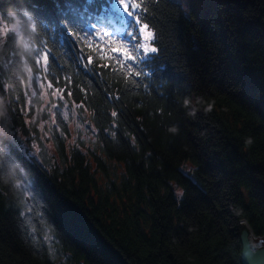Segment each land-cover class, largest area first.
I'll use <instances>...</instances> for the list:
<instances>
[{
    "label": "trees",
    "instance_id": "1",
    "mask_svg": "<svg viewBox=\"0 0 264 264\" xmlns=\"http://www.w3.org/2000/svg\"><path fill=\"white\" fill-rule=\"evenodd\" d=\"M111 1L0 0L36 24L25 47L0 40V264H242L243 230L264 243V0L219 3L222 21L143 0L157 52L138 76L112 51L136 24L110 26ZM36 73L87 112L120 174L59 111L45 134Z\"/></svg>",
    "mask_w": 264,
    "mask_h": 264
},
{
    "label": "rangeland",
    "instance_id": "2",
    "mask_svg": "<svg viewBox=\"0 0 264 264\" xmlns=\"http://www.w3.org/2000/svg\"><path fill=\"white\" fill-rule=\"evenodd\" d=\"M174 1H177L181 5L184 13L188 17L192 18V14L195 12L196 15H198L200 19L202 18L203 20H205L207 17V14L209 12H211L212 10H214L217 14V17L221 18V21H222L223 16L220 13V10L224 7V4L219 5V3H225V2L231 1V2L243 4L249 0H174ZM112 3H114V0L111 1L110 8H111ZM152 4H153L152 2L144 4L147 6L148 12H149V8H150V6H152ZM64 7H65V10H67L68 12L71 11V9L67 8L66 5ZM114 7L116 9V14H115V16L112 15V17L118 21V27H122V25H124L126 22H128L129 19H132L126 13H124L122 9H119L118 5H114ZM110 8H109V10H110ZM84 16H87V14L85 13ZM84 16L81 17L82 21L84 20ZM145 17H146V15H145ZM65 20H66V18H65ZM88 20H89V17H87V19L85 21H88ZM142 23H144V22H142ZM137 27H139V26H137ZM132 30H133V27L130 26V28L127 31H125L126 36H127V33L129 31H132ZM148 30L153 33V39L149 42L150 47H156L154 44V32L150 27ZM221 35L223 36V38H225V36H226V28L224 26H221ZM0 40L2 41V38H0ZM143 42H144L143 36L141 35L140 36V43H143ZM194 43L197 44L196 40L194 41ZM152 54H154V53L150 52L149 56ZM43 64H44V59H42V65ZM46 82L41 77V75L38 73H36L35 76L29 75L28 89L30 92V99L32 100L33 98H36V96H38V99L41 98L43 100L41 103L40 109H39L42 116L46 114L44 112L45 110L49 111V119L46 121H43L40 118L41 121L39 123V126L43 127V129L45 130V134L48 135L49 134V128L54 124L56 125L53 112L56 110L59 111L58 113L61 115L62 119L66 122L73 138H76V139L79 138L77 140L78 143L80 142V140H82L84 145L92 147L94 150L97 151V153L101 156V158L106 162L105 164L107 166V169L110 171L109 173H111V178H113L116 174H120V171H123L122 164L117 163L116 161H114L112 159H108V157L106 156L107 155L106 153L103 154L101 151H99V149H98L99 143H98L96 135H95L96 131H95L94 127L92 125H90V122L88 121L89 119L86 118L88 116L87 112L85 110H80L74 104V102L67 101L65 98H63L61 92H58L52 85H50L49 83H46ZM258 96L264 98V93L261 91ZM258 102L260 103V101H258ZM261 102H263V101H261ZM188 167H189V164H186V167H184V170L186 171V169H188ZM105 176H107L106 173H105ZM103 180L108 181L109 180L108 176L103 178ZM171 184H172L174 190H177V191L181 190L180 188H177L176 185H173L174 182H172ZM178 193H179V191H178ZM263 196H264V190H263ZM180 199H181V194H178L177 201ZM180 204H178V207L180 206ZM246 231L248 232V230H246ZM248 234H249V232H248ZM47 238H48V241L53 244L52 237L49 236ZM253 244L257 248L264 247V243L257 244L254 240H253ZM54 248L55 247L53 246L52 251H53L54 256H59L60 258H65L64 255H59L55 251ZM241 251H242V247H241Z\"/></svg>",
    "mask_w": 264,
    "mask_h": 264
},
{
    "label": "snow or ice",
    "instance_id": "3",
    "mask_svg": "<svg viewBox=\"0 0 264 264\" xmlns=\"http://www.w3.org/2000/svg\"><path fill=\"white\" fill-rule=\"evenodd\" d=\"M114 5H118L119 9H122L124 13H126L129 17H131L136 24V32L135 34L132 31L127 33V43L119 45L117 48H113L112 51L114 53H118L115 57L117 63H119L130 75L138 76L142 74V70L137 67L138 62L149 57V53H155L157 51L156 47H150L149 42L153 39V33L149 31V24L147 22L142 23V20H145L146 17L144 13L147 11V6L143 5V0H139V2H129V0H114L112 3L110 10L105 9V12L110 15L115 16L116 9ZM139 26V27H137ZM95 25H93V29L95 30ZM33 28L36 29V24L33 23ZM69 31L75 28L74 25H65ZM119 31V29H117ZM83 35V33H81ZM112 33L108 31H104L102 36L97 39V37L93 34V32H89L84 39L87 40L89 36L95 40L96 44L99 45L101 40L105 38H109ZM143 36V43H140V36ZM106 44H115V41L110 39L105 41ZM99 51V49H97ZM39 55V53H38ZM123 57V60L120 57ZM45 62L48 60V55L45 54L43 56ZM39 63V61H37ZM135 66V67H134ZM137 70L133 72V69ZM115 116L116 113H113Z\"/></svg>",
    "mask_w": 264,
    "mask_h": 264
},
{
    "label": "clouds",
    "instance_id": "4",
    "mask_svg": "<svg viewBox=\"0 0 264 264\" xmlns=\"http://www.w3.org/2000/svg\"><path fill=\"white\" fill-rule=\"evenodd\" d=\"M31 21L32 17L26 8L8 4L3 11H0V38H7L9 34H13L19 46H27L24 31L36 32Z\"/></svg>",
    "mask_w": 264,
    "mask_h": 264
},
{
    "label": "water",
    "instance_id": "5",
    "mask_svg": "<svg viewBox=\"0 0 264 264\" xmlns=\"http://www.w3.org/2000/svg\"><path fill=\"white\" fill-rule=\"evenodd\" d=\"M240 238L242 242V264H264V247H255L252 237L246 230L242 232Z\"/></svg>",
    "mask_w": 264,
    "mask_h": 264
},
{
    "label": "bare ground",
    "instance_id": "6",
    "mask_svg": "<svg viewBox=\"0 0 264 264\" xmlns=\"http://www.w3.org/2000/svg\"><path fill=\"white\" fill-rule=\"evenodd\" d=\"M111 20L108 21V24L113 27H118V21L115 20L113 17L110 18Z\"/></svg>",
    "mask_w": 264,
    "mask_h": 264
}]
</instances>
